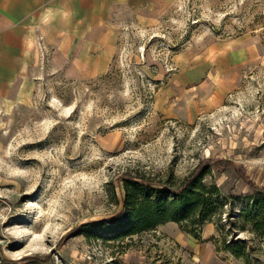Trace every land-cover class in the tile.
<instances>
[{"label": "rangeland", "instance_id": "374dc122", "mask_svg": "<svg viewBox=\"0 0 264 264\" xmlns=\"http://www.w3.org/2000/svg\"><path fill=\"white\" fill-rule=\"evenodd\" d=\"M109 38L99 73L40 51L28 96L0 106V264H264V197L236 170L264 187V0H172ZM205 158L235 168L204 173L197 224L69 233L119 211L120 174L178 187Z\"/></svg>", "mask_w": 264, "mask_h": 264}, {"label": "crops", "instance_id": "0c3cea01", "mask_svg": "<svg viewBox=\"0 0 264 264\" xmlns=\"http://www.w3.org/2000/svg\"><path fill=\"white\" fill-rule=\"evenodd\" d=\"M172 0H0V106L28 96L38 42L75 74L99 73L116 20L152 19ZM100 62V65H94ZM83 65L81 69L74 66ZM196 72L182 74L194 79Z\"/></svg>", "mask_w": 264, "mask_h": 264}, {"label": "trees", "instance_id": "16d2710c", "mask_svg": "<svg viewBox=\"0 0 264 264\" xmlns=\"http://www.w3.org/2000/svg\"><path fill=\"white\" fill-rule=\"evenodd\" d=\"M226 167L235 168L234 162L229 159H202L198 167L178 187H171L142 175L127 172L120 174L121 182L118 187L122 198L119 211L104 220L90 221L76 226L69 230V233L72 235L89 233V230L93 229L109 234L113 238L122 239L152 230L166 221L179 223L188 220L195 225L206 217V204L210 199L207 195L217 192L216 186L207 188L203 183L204 173L210 169L222 170ZM236 170L251 190L264 197V187L250 181L241 167H236ZM254 206L257 208V218L248 221L259 230L264 225V198L257 199ZM190 232L197 235L193 230ZM236 244L233 241L231 247ZM22 260H35V258L28 256Z\"/></svg>", "mask_w": 264, "mask_h": 264}, {"label": "built area", "instance_id": "2783aa9c", "mask_svg": "<svg viewBox=\"0 0 264 264\" xmlns=\"http://www.w3.org/2000/svg\"><path fill=\"white\" fill-rule=\"evenodd\" d=\"M38 49H39V51H41V52L45 53L44 46L42 45V43H41V42H38Z\"/></svg>", "mask_w": 264, "mask_h": 264}]
</instances>
